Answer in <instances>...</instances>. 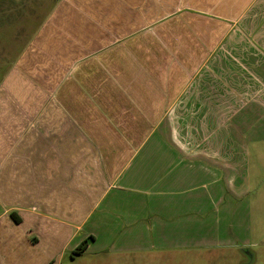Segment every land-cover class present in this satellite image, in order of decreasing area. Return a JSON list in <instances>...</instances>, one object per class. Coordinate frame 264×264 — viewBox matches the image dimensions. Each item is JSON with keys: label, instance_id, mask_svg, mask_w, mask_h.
Masks as SVG:
<instances>
[{"label": "crops", "instance_id": "crops-1", "mask_svg": "<svg viewBox=\"0 0 264 264\" xmlns=\"http://www.w3.org/2000/svg\"><path fill=\"white\" fill-rule=\"evenodd\" d=\"M260 146L264 0H0V264H205Z\"/></svg>", "mask_w": 264, "mask_h": 264}, {"label": "rangeland", "instance_id": "rangeland-1", "mask_svg": "<svg viewBox=\"0 0 264 264\" xmlns=\"http://www.w3.org/2000/svg\"><path fill=\"white\" fill-rule=\"evenodd\" d=\"M253 156L255 165L251 163L249 167V171L254 174L250 195L248 202H241L242 208L249 210L248 215H242L240 227L236 224L232 230L220 231L225 234L223 242L230 239L234 241L230 247H235L229 249L214 246L199 250V255L207 257L205 264H216L218 259H221L219 264H264V147L257 149ZM212 230L208 232V242L221 241L217 230Z\"/></svg>", "mask_w": 264, "mask_h": 264}, {"label": "trees", "instance_id": "trees-1", "mask_svg": "<svg viewBox=\"0 0 264 264\" xmlns=\"http://www.w3.org/2000/svg\"><path fill=\"white\" fill-rule=\"evenodd\" d=\"M87 243L85 242L82 246V248H80V251L84 249V247H86Z\"/></svg>", "mask_w": 264, "mask_h": 264}]
</instances>
